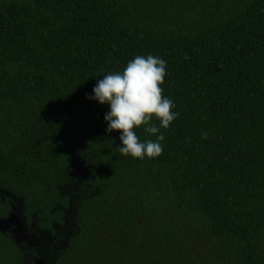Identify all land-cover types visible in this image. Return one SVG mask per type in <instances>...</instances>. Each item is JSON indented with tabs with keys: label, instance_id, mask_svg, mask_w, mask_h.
Here are the masks:
<instances>
[{
	"label": "trees",
	"instance_id": "16d2710c",
	"mask_svg": "<svg viewBox=\"0 0 264 264\" xmlns=\"http://www.w3.org/2000/svg\"><path fill=\"white\" fill-rule=\"evenodd\" d=\"M148 55L178 115L140 160L88 97ZM16 201L0 264H264V0H0V220Z\"/></svg>",
	"mask_w": 264,
	"mask_h": 264
},
{
	"label": "clouds",
	"instance_id": "9594fccd",
	"mask_svg": "<svg viewBox=\"0 0 264 264\" xmlns=\"http://www.w3.org/2000/svg\"><path fill=\"white\" fill-rule=\"evenodd\" d=\"M166 67V61L160 57L136 56L122 72L98 79L94 95L88 97L110 106L104 117L106 131L121 133L122 146L118 150L124 156L143 160L158 157L163 152L161 141L165 137L161 129H168L178 115L173 111L172 100L164 96ZM154 121L159 122L158 126ZM141 128L155 140L146 138L141 142L136 132Z\"/></svg>",
	"mask_w": 264,
	"mask_h": 264
},
{
	"label": "water",
	"instance_id": "95a60500",
	"mask_svg": "<svg viewBox=\"0 0 264 264\" xmlns=\"http://www.w3.org/2000/svg\"><path fill=\"white\" fill-rule=\"evenodd\" d=\"M20 210L14 211L6 220L3 221V223L8 222V226H16V230H13L15 235L22 236L23 235V241L29 239L28 236H26V222L24 221L22 217V209L21 206ZM12 232V231H11ZM13 233V232H12ZM14 235V234H13Z\"/></svg>",
	"mask_w": 264,
	"mask_h": 264
},
{
	"label": "rangeland",
	"instance_id": "374dc122",
	"mask_svg": "<svg viewBox=\"0 0 264 264\" xmlns=\"http://www.w3.org/2000/svg\"><path fill=\"white\" fill-rule=\"evenodd\" d=\"M19 203V201H16V204H18ZM19 206H21V208H23L22 207V205L19 203ZM19 206H15L14 208L12 207V212L11 213H13L14 211H16V210H20V207ZM24 216V211H22V217ZM8 217H5V218H2L1 220H0V224L3 226V227H5L4 229H6V227L7 228H9V230L10 231H12L13 232V234H14V238L17 240V242H18V246H20L22 249H25L26 247H25V245H23L22 244V240H23V235L22 236H17V235H15V233H14V231L13 230H16L17 228H16V226H12V227H9L8 225H9V223L8 222H5V223H3V221L4 220H6ZM13 228V229H12ZM26 252H28V251H26V250H23V253H26ZM32 261L34 260V262L36 263V264H48V263H46L45 262V260H42L41 259V257H32V259H31Z\"/></svg>",
	"mask_w": 264,
	"mask_h": 264
},
{
	"label": "flooded vegetation",
	"instance_id": "af4514ba",
	"mask_svg": "<svg viewBox=\"0 0 264 264\" xmlns=\"http://www.w3.org/2000/svg\"><path fill=\"white\" fill-rule=\"evenodd\" d=\"M17 206H19V204H16ZM13 208H14V206H13ZM22 209V211H24V209L23 208H21ZM9 227H12V225L11 226H9Z\"/></svg>",
	"mask_w": 264,
	"mask_h": 264
}]
</instances>
